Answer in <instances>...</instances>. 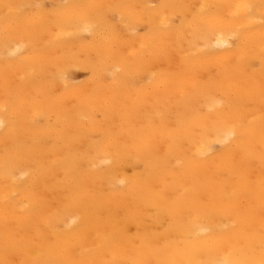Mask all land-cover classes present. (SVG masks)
Returning a JSON list of instances; mask_svg holds the SVG:
<instances>
[{"label": "bare ground", "instance_id": "1", "mask_svg": "<svg viewBox=\"0 0 264 264\" xmlns=\"http://www.w3.org/2000/svg\"><path fill=\"white\" fill-rule=\"evenodd\" d=\"M0 264H264V0H0Z\"/></svg>", "mask_w": 264, "mask_h": 264}, {"label": "rangeland", "instance_id": "2", "mask_svg": "<svg viewBox=\"0 0 264 264\" xmlns=\"http://www.w3.org/2000/svg\"><path fill=\"white\" fill-rule=\"evenodd\" d=\"M78 73H79V74H77V76H76V77H77L76 80L80 81V80H81L80 77H82V76H80V75H81L82 73H81V74H80V72H78ZM79 79H80V80H79Z\"/></svg>", "mask_w": 264, "mask_h": 264}]
</instances>
